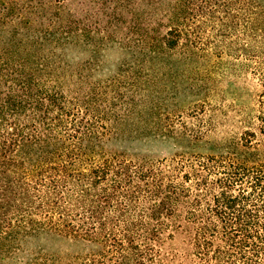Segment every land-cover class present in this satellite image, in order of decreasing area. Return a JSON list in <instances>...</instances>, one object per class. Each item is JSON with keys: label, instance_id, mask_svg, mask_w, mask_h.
Wrapping results in <instances>:
<instances>
[{"label": "trees", "instance_id": "obj_1", "mask_svg": "<svg viewBox=\"0 0 264 264\" xmlns=\"http://www.w3.org/2000/svg\"><path fill=\"white\" fill-rule=\"evenodd\" d=\"M138 1L0 0V264H264V0H144V23ZM205 48L249 65L254 123L156 156L200 138L160 67ZM42 234L89 247L47 258Z\"/></svg>", "mask_w": 264, "mask_h": 264}, {"label": "rangeland", "instance_id": "obj_2", "mask_svg": "<svg viewBox=\"0 0 264 264\" xmlns=\"http://www.w3.org/2000/svg\"><path fill=\"white\" fill-rule=\"evenodd\" d=\"M81 0H68V7L74 10ZM136 8L142 12V22L149 8L146 1L139 0ZM125 18L132 19V11L124 7ZM133 12L135 8H132ZM104 17V15H103ZM102 18V17H101ZM105 18V17H104ZM76 51H72L74 55ZM119 48L109 50L102 60L103 68L115 67L122 56ZM88 52L86 53V55ZM161 81L159 88L165 92L162 97L169 96L168 105L174 101H185L191 108L182 115H175L174 121L184 120L190 125V133L198 140L177 139L171 136L161 145V150L153 154L162 156L172 152L178 144L193 145V150L209 152L212 146L219 144V140L234 139L246 127L254 123L255 103L258 85L252 75L249 65L240 58H235L227 53L219 54L214 48H205V52L194 57H186L180 53L171 56L160 67ZM153 85H150L149 90ZM201 90V92H199ZM177 95V96H176ZM206 98V104L201 101ZM171 103V104H170ZM172 120V118H170ZM192 124V125H191ZM228 142L232 143V140ZM31 247H43L47 258H67L69 255L84 252L89 245L74 238L42 234ZM180 240L174 239L168 244L170 248H179Z\"/></svg>", "mask_w": 264, "mask_h": 264}]
</instances>
